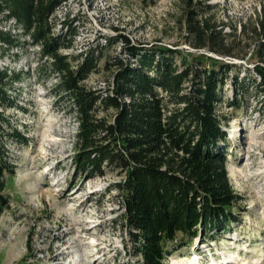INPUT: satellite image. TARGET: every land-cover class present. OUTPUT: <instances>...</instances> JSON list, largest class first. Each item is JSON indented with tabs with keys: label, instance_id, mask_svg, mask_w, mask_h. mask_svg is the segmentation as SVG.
Returning <instances> with one entry per match:
<instances>
[{
	"label": "rangeland",
	"instance_id": "rangeland-1",
	"mask_svg": "<svg viewBox=\"0 0 264 264\" xmlns=\"http://www.w3.org/2000/svg\"><path fill=\"white\" fill-rule=\"evenodd\" d=\"M193 6L199 10L195 23L209 21L221 49H230L233 57L200 48L210 31L202 39L192 33L187 0H68L54 20L58 33L65 21L77 30L73 47L62 49L64 54L79 55L112 41L99 70L84 81L90 89L112 86L113 71L104 65L120 54L127 58L123 44L115 41L121 34L135 43L179 49L190 61L207 54L237 64V81L226 83L218 113L226 119L227 171L241 198L235 208L239 220L206 242L200 237L176 245L166 264H223L225 259L264 264V92L254 73L263 63L264 36L255 28L264 20V0H193ZM0 27L23 33L12 20ZM21 43L14 49L0 44V69L20 77L9 91L15 104L5 110L10 132L17 129L27 140L6 141L16 175L7 182L9 205L0 210V264H142L125 247L132 249V244L120 224L119 192L108 189L123 177L108 172L88 178L77 172L72 158L75 105L57 90L59 78L40 57L39 47L25 35Z\"/></svg>",
	"mask_w": 264,
	"mask_h": 264
},
{
	"label": "trees",
	"instance_id": "trees-1",
	"mask_svg": "<svg viewBox=\"0 0 264 264\" xmlns=\"http://www.w3.org/2000/svg\"><path fill=\"white\" fill-rule=\"evenodd\" d=\"M67 1L0 0V24L12 20L23 31L15 35L0 27V44L19 48L22 36H27L58 76L57 90L76 109L72 158L77 172L88 178L108 172L123 177L108 189L119 192L120 224L132 244V249L125 245L128 252L141 257L142 264H166L176 245L225 234L239 220L235 208L241 198L228 176V133L218 106L226 83L237 81V64L207 54L190 61L179 49L135 43L121 34L115 41L123 44L127 58L120 54L104 65L113 71L112 86L90 89L84 81L99 70L103 51L112 41L79 55L62 53L73 47L77 34L66 21L57 32L55 13ZM187 3L192 33L202 39L210 31L209 41L200 48L233 57L230 49H221L209 21L195 23L199 10L193 0ZM261 28L255 32L261 30L264 36V20ZM259 55L263 63L254 73L264 92V39ZM17 79L19 75L0 69V210L9 205L7 182L16 175L6 141H27L17 129L10 132L5 114L15 104L9 91Z\"/></svg>",
	"mask_w": 264,
	"mask_h": 264
},
{
	"label": "bare ground",
	"instance_id": "bare-ground-1",
	"mask_svg": "<svg viewBox=\"0 0 264 264\" xmlns=\"http://www.w3.org/2000/svg\"><path fill=\"white\" fill-rule=\"evenodd\" d=\"M233 261V262H232ZM97 261L95 260V261H93L92 262V264H95ZM74 263V262H73ZM72 264V263H71ZM90 264V263H89ZM223 264H238L237 262H235L234 260H232V259H230V260H228V259H225L224 260V262H223Z\"/></svg>",
	"mask_w": 264,
	"mask_h": 264
}]
</instances>
